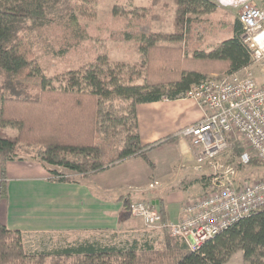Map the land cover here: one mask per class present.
I'll list each match as a JSON object with an SVG mask.
<instances>
[{
  "label": "trees",
  "instance_id": "1",
  "mask_svg": "<svg viewBox=\"0 0 264 264\" xmlns=\"http://www.w3.org/2000/svg\"><path fill=\"white\" fill-rule=\"evenodd\" d=\"M172 3V32L151 29L152 21L162 18L153 8L113 10L107 21L95 25L111 40L135 44L144 57L142 82H126L122 75L103 69L108 63L103 55L63 71V86L52 87L37 65L33 46L58 55L78 47L90 38L81 17H93L99 0H0V199L7 195L6 161L19 159L20 151L48 165L49 180L56 182L73 179L54 166L86 177L137 155L153 167L149 149L173 142L175 136L141 144L136 105L183 97L191 84L209 73L250 64L238 17L204 16L215 7L212 0ZM216 35L218 39L211 41ZM6 127L15 133L7 134ZM230 144L240 148V155L241 142L232 137ZM124 203L128 208L130 200ZM99 232L110 233L113 240L94 234L63 237L30 254L22 244L23 232L0 222V264H224L237 250L242 251V264H264V206L196 249L169 234L156 246L145 234L118 241L114 238L124 232Z\"/></svg>",
  "mask_w": 264,
  "mask_h": 264
},
{
  "label": "crops",
  "instance_id": "2",
  "mask_svg": "<svg viewBox=\"0 0 264 264\" xmlns=\"http://www.w3.org/2000/svg\"><path fill=\"white\" fill-rule=\"evenodd\" d=\"M256 2L263 4L264 0ZM203 113L194 99L185 96L136 105L141 144L175 136L173 142H161V147L154 145L149 149L153 167L135 155L80 179L73 173L76 181L56 182L49 180V166L38 158L6 161L7 195L0 199V222L20 231L142 229V220L125 208L126 199L149 201L162 210L165 221L177 220L184 203L203 192L210 182L206 176L212 171L198 166L190 139L176 134L199 120ZM239 177L238 171L240 182ZM234 255L239 264L243 263L242 251L237 250L224 264H230Z\"/></svg>",
  "mask_w": 264,
  "mask_h": 264
},
{
  "label": "built area",
  "instance_id": "3",
  "mask_svg": "<svg viewBox=\"0 0 264 264\" xmlns=\"http://www.w3.org/2000/svg\"><path fill=\"white\" fill-rule=\"evenodd\" d=\"M238 4L242 39L250 50V64L264 57V3L256 0H220ZM250 64L240 70L209 74L191 84L185 97L203 109L196 122L177 131L195 147V159L212 171L209 185L181 208L180 217L165 221L155 206L145 200L130 202L128 210L150 228H166L184 239L191 249L221 232L241 217L264 206V178L237 180L238 169L219 162L228 150L230 138L238 139L243 151L240 164L255 159L264 164V82L254 77Z\"/></svg>",
  "mask_w": 264,
  "mask_h": 264
},
{
  "label": "rangeland",
  "instance_id": "4",
  "mask_svg": "<svg viewBox=\"0 0 264 264\" xmlns=\"http://www.w3.org/2000/svg\"><path fill=\"white\" fill-rule=\"evenodd\" d=\"M215 3V7L210 12L203 14L209 17H222L229 20L238 17L240 7L238 4L228 5L220 0H212ZM166 2L168 6L163 7L162 3ZM148 10L155 9L162 18L156 19L151 23V29L159 32H172L173 31V18L174 10L172 0H158L156 4L152 3V0H99V4L96 7V11L93 17H81V20L88 26L90 38L82 42L78 47L70 49L69 51L58 55L56 53H41V50L33 46L34 56L37 57V65L40 67L41 72L48 78L47 86L60 87L64 84V78H62V72L69 69H75L79 66L85 65V63L94 62L98 56H107L108 63L102 64L103 69L111 70L115 73L122 75L126 82H142L144 76V57L138 53V50L134 43L131 41H114L108 38L107 33L104 30H99L95 25L99 22L107 21L115 10L118 12H126L130 9ZM132 14V13H131ZM218 35L211 37V41H216ZM254 77L258 82H264V57L259 61L250 64ZM226 72V71H224ZM209 73V74H221ZM207 74V75H209ZM206 75V76H207ZM7 134L12 135L15 133V129L6 127ZM240 148L229 145L222 156L219 158V162L223 165H232L239 170V180L251 181L264 178V165L257 163H244L240 164L238 157V150ZM19 158H37L31 154L20 151ZM52 168V167H51ZM57 170L68 175L74 179L77 176L73 175L74 172L64 169L59 166H54ZM209 180L212 177L210 174L206 176ZM80 179V176H79ZM22 244L27 253H34L42 251L43 248H49L53 240H58L66 237L67 240H74L89 235H98L108 240H113L110 237V233L105 232H67L63 230L51 229V230H30L22 231ZM61 232V233H57ZM120 236H116V240H124L130 237H141L142 234L147 235L149 239H155L153 242L157 246L161 242L166 234L171 235L166 228H150L143 227L142 229H136L131 231H123ZM172 236V235H171ZM158 242V243H157ZM157 243V244H156ZM234 255V258L230 264H239L240 260ZM46 260H49L46 259ZM236 260V261H235ZM236 262V263H235Z\"/></svg>",
  "mask_w": 264,
  "mask_h": 264
}]
</instances>
